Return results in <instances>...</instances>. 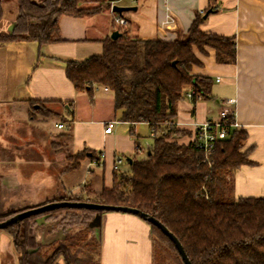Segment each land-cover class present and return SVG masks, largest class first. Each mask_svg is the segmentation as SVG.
Segmentation results:
<instances>
[{
    "label": "crops",
    "instance_id": "1",
    "mask_svg": "<svg viewBox=\"0 0 264 264\" xmlns=\"http://www.w3.org/2000/svg\"><path fill=\"white\" fill-rule=\"evenodd\" d=\"M108 1L112 6L133 7L121 15L134 38L182 36L195 15L206 9L211 11L199 26L203 32L234 36V63H217L211 48L205 53L194 49L200 64L193 65L190 73L209 77L212 83L208 97L193 102L183 96L176 102L175 126L187 131L176 141L188 143L195 126L215 119L222 101L233 98L234 104L226 107L233 111L237 128L246 132L242 150L250 161L231 172L233 197H264V0ZM2 5L8 14L0 20V34L10 33L16 13ZM167 17L173 21L166 23ZM57 28L55 41L46 44L23 38L0 43L1 214L53 201L59 192L93 196L102 187L110 188L115 159L135 157L136 148L142 150L136 128H149L144 122L121 121L108 89L94 85L99 89H93L90 101L65 76V60L101 52L102 40L115 30L109 9L85 16L60 15ZM109 121L112 130L105 133ZM83 150L95 156L85 157L83 164L69 170L66 156ZM97 219L100 224L92 231L100 239L99 264H152L151 230L143 219L116 211L94 215L91 221ZM34 234L38 242H49L61 231L40 216ZM0 264H18L11 237L4 230H0Z\"/></svg>",
    "mask_w": 264,
    "mask_h": 264
},
{
    "label": "trees",
    "instance_id": "2",
    "mask_svg": "<svg viewBox=\"0 0 264 264\" xmlns=\"http://www.w3.org/2000/svg\"><path fill=\"white\" fill-rule=\"evenodd\" d=\"M87 1L91 0H16L13 29L0 34V43L16 38L38 44L55 41L60 15H92L110 6L108 0L85 6ZM210 11L197 13L186 33L172 40L134 38L124 26L113 24L120 35L103 39L99 54L64 61L65 76L75 90L85 91L92 101L94 85L106 87L121 121L147 123L157 134L143 158L129 157L128 161L127 157L126 170L113 169L110 188L102 187L93 196H65L53 201L136 207L154 216L176 236L191 264H264V197H233L231 172L250 163L247 151L242 150L246 132L230 128L207 160L195 146L177 142L176 138L187 131L172 125L176 102L187 86L193 90V102L208 97L210 92L209 77L190 73L193 65L200 64L194 49L200 53L213 49L217 63L235 62L234 36L205 33L199 27L203 15ZM59 118L65 121L63 116ZM88 156L95 155L86 150L78 153L79 159ZM78 167L79 163L67 165L69 170ZM19 211L0 213V221ZM101 213L57 208L0 230L10 235L18 264H99L100 239L89 223ZM40 216L59 227L58 238L38 242L34 229ZM145 222L151 230L152 264L164 263V251L176 264H183L171 240L155 225Z\"/></svg>",
    "mask_w": 264,
    "mask_h": 264
},
{
    "label": "water",
    "instance_id": "3",
    "mask_svg": "<svg viewBox=\"0 0 264 264\" xmlns=\"http://www.w3.org/2000/svg\"><path fill=\"white\" fill-rule=\"evenodd\" d=\"M133 7H123L118 5H113L111 7L112 11L121 13L122 11L132 9ZM207 14L203 15V18L206 17ZM120 35V33L115 29L110 33V38L115 39ZM149 149L147 150V152ZM128 161H130V158H127ZM64 192H59L58 197H65ZM84 208L89 210H100L103 212H109V211H116V212H123V213H130L133 215H136L143 219L144 221H147L153 225H155L157 228L160 229V231L166 235L169 240L174 244L179 256L181 257V260L183 264H191L187 255L185 254V251L183 250L182 245L180 244L179 240L176 238L175 235L164 225L162 224L158 219H156L154 216L147 214L140 209L136 207L131 206H124V205H117V204H107V203H97V202H90V201H81V200H60V201H50L35 207L26 208L24 210H21L19 212H16L15 214L11 215L10 217L6 218L3 221H0V229H4L7 226L18 222L22 220L23 218H27L31 215H35L38 213L50 211L57 208ZM91 226H94L97 224L99 226V219L96 221H91L89 223Z\"/></svg>",
    "mask_w": 264,
    "mask_h": 264
},
{
    "label": "built area",
    "instance_id": "4",
    "mask_svg": "<svg viewBox=\"0 0 264 264\" xmlns=\"http://www.w3.org/2000/svg\"><path fill=\"white\" fill-rule=\"evenodd\" d=\"M112 4L109 6V11L111 15V21L117 26H125L127 20L121 16L119 13L112 11ZM171 17H167V22H172ZM104 89H107L104 87ZM193 95V90H186L184 93L185 97L191 98ZM235 100L233 98H226L222 101L223 107L218 111L215 119L205 120L200 124L196 125L192 134V137L188 143L198 148L204 155V158L208 160V157L213 153L215 144L218 140L224 139L230 128H237V124L233 117V111L229 110L226 106L234 104ZM174 127L175 123L172 124ZM61 124H58V127H61ZM113 127V121L106 122L104 127V132H111ZM157 134V131L154 128H151L149 135L154 137ZM137 153L141 152L140 148H136ZM123 161V158L117 157L114 162V169L118 168V165ZM208 165H211V162L208 161Z\"/></svg>",
    "mask_w": 264,
    "mask_h": 264
},
{
    "label": "rangeland",
    "instance_id": "5",
    "mask_svg": "<svg viewBox=\"0 0 264 264\" xmlns=\"http://www.w3.org/2000/svg\"><path fill=\"white\" fill-rule=\"evenodd\" d=\"M35 1H40V0H35ZM15 2H16V0H12V1L11 0H6V1H3L2 3L6 4L7 7H10L12 9V12L17 13V5H16ZM2 3L0 5V8H1V18H0V20L3 19V16H6L8 14V13L5 12V9H4V6L2 5ZM13 5L15 6V8H13L14 7ZM93 5H95V3H86L85 4V6H93ZM95 88H98V87H94V90H95ZM103 96H105V94ZM80 104L82 105L83 102L81 101ZM41 106L42 105L38 104L37 107L41 108ZM115 119L116 120L118 119V114H116ZM149 131H150L149 128L147 126H145V125H138L137 128H136V133L139 134V136H140V138H139L140 139L139 140L140 141V146L142 147V151L139 152L135 156L136 158H143L145 156V153H146V151H145L146 147L147 146H151V144H152L153 138L149 135ZM65 159H66L67 164L70 165V166H76L78 163H79V166H80V164H83V160H84V158L79 159L78 153L68 154ZM126 168H127V162H126V160H124L123 163L121 164L120 169L121 170H126ZM88 169H90V167H88L87 170ZM94 226L98 227L97 224H95ZM56 227H57V225H56ZM164 252H165L164 254H166V255L164 256L165 258H164V263L163 264H176L171 258L168 257V255L170 256V253H168L167 251H164ZM8 258H10V257L8 256Z\"/></svg>",
    "mask_w": 264,
    "mask_h": 264
}]
</instances>
